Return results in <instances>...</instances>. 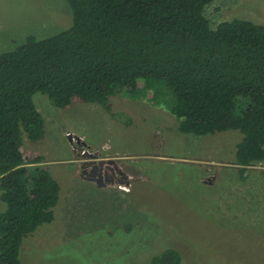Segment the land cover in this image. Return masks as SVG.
<instances>
[{
  "label": "rangeland",
  "instance_id": "1",
  "mask_svg": "<svg viewBox=\"0 0 264 264\" xmlns=\"http://www.w3.org/2000/svg\"><path fill=\"white\" fill-rule=\"evenodd\" d=\"M72 14L67 0H0V51L65 30ZM206 15L212 26L264 24V0H213ZM34 101L45 134L23 152L58 180L61 199L55 219L25 238L22 264H151L166 249L182 264H264V161L242 178L239 130L183 133L168 98L124 89L106 104L76 98L61 108L44 93ZM98 160L125 177L85 178Z\"/></svg>",
  "mask_w": 264,
  "mask_h": 264
},
{
  "label": "trees",
  "instance_id": "2",
  "mask_svg": "<svg viewBox=\"0 0 264 264\" xmlns=\"http://www.w3.org/2000/svg\"><path fill=\"white\" fill-rule=\"evenodd\" d=\"M67 1L65 30L0 51V264H22L25 238L55 219L61 199L58 180L23 152L45 134L37 93L61 108L76 98L106 104L123 89L168 98L183 133H242L234 164L243 179L264 161V24L212 26L213 0ZM182 263L174 249L151 259Z\"/></svg>",
  "mask_w": 264,
  "mask_h": 264
},
{
  "label": "flooded vegetation",
  "instance_id": "3",
  "mask_svg": "<svg viewBox=\"0 0 264 264\" xmlns=\"http://www.w3.org/2000/svg\"><path fill=\"white\" fill-rule=\"evenodd\" d=\"M98 161L99 163L95 162L91 164V171H92L91 174L93 176L89 175V178H91L90 180L94 179L92 180L93 182L103 184L104 182L120 181L121 178L123 179L125 177L123 172L118 169V166H116L113 161H110L107 163L103 162L105 160H98ZM108 163H110V165ZM84 173H87V172H84ZM85 178H88V176Z\"/></svg>",
  "mask_w": 264,
  "mask_h": 264
},
{
  "label": "built area",
  "instance_id": "4",
  "mask_svg": "<svg viewBox=\"0 0 264 264\" xmlns=\"http://www.w3.org/2000/svg\"><path fill=\"white\" fill-rule=\"evenodd\" d=\"M67 136H68L69 138L73 139V136H72V134H71L70 132L67 133ZM73 140H74V139H73ZM87 147L90 148L89 146H87ZM88 148H87V150H88ZM85 149H86V148H85ZM84 152L86 153L87 151L84 150ZM84 152H83V153H84Z\"/></svg>",
  "mask_w": 264,
  "mask_h": 264
},
{
  "label": "water",
  "instance_id": "5",
  "mask_svg": "<svg viewBox=\"0 0 264 264\" xmlns=\"http://www.w3.org/2000/svg\"><path fill=\"white\" fill-rule=\"evenodd\" d=\"M70 141H71V138H70ZM91 173H92V171L88 172V174H87V175H88V178H89V175H92ZM92 176H93V175H92ZM94 176H95V175H94ZM89 179H91V178H89ZM92 180H94V179H92ZM99 184L101 185L102 183H99Z\"/></svg>",
  "mask_w": 264,
  "mask_h": 264
},
{
  "label": "crops",
  "instance_id": "6",
  "mask_svg": "<svg viewBox=\"0 0 264 264\" xmlns=\"http://www.w3.org/2000/svg\"><path fill=\"white\" fill-rule=\"evenodd\" d=\"M43 137H44V136H43ZM41 162H42L43 164H45V162H44L43 160H41ZM31 163H33V162H30V164H31ZM42 163H41V164H42ZM33 164H34V163H33ZM45 166H46V165H45ZM39 168H41V167H39ZM44 168H45V167H44Z\"/></svg>",
  "mask_w": 264,
  "mask_h": 264
}]
</instances>
